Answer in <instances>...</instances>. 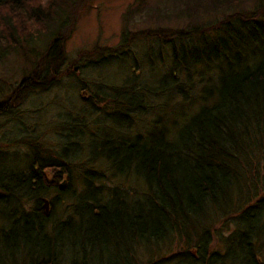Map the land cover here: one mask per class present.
<instances>
[{
  "label": "trees",
  "instance_id": "trees-1",
  "mask_svg": "<svg viewBox=\"0 0 264 264\" xmlns=\"http://www.w3.org/2000/svg\"><path fill=\"white\" fill-rule=\"evenodd\" d=\"M79 2L0 0V64L13 54L29 65L0 99V116L29 92L45 90L58 80L66 59L67 31L77 19ZM136 6L128 5L123 13V35L117 45L82 50L73 63L83 55L121 53L139 38L159 39L170 45L172 57L160 80L165 88L160 83L155 94L174 91L176 103H184L196 76L197 107L172 135L157 124L141 126L144 130L133 137L118 135L99 143L89 139L93 147L88 148L89 158L98 155L100 160L35 158L24 170L1 166L0 211L7 224L0 229V258L13 264H138L139 250L171 242L189 230L193 217L194 230L207 224L205 210L210 206L225 216L241 213L238 218L253 238L235 243L229 252L237 264H254L264 236V210L237 200H244L247 193L245 171L253 168L256 157L264 160V0H158L142 18L155 26L143 28L135 27L142 10ZM179 75L184 76L180 84ZM132 80L126 78L107 104L118 109L127 105L125 100L130 109L143 108L125 95L134 87ZM121 111H113V120L121 118L117 128L124 125ZM96 163L106 164L122 179L133 176V184L144 189L141 197L129 199L112 190L103 200L94 186L104 176L93 167ZM74 168L81 170L83 189L71 205L75 216L57 221L55 203L58 194L69 190ZM43 198L48 199V210ZM109 249L113 261L105 256ZM188 255L192 261L184 259L181 264H193L194 257Z\"/></svg>",
  "mask_w": 264,
  "mask_h": 264
},
{
  "label": "rangeland",
  "instance_id": "rangeland-1",
  "mask_svg": "<svg viewBox=\"0 0 264 264\" xmlns=\"http://www.w3.org/2000/svg\"><path fill=\"white\" fill-rule=\"evenodd\" d=\"M157 1L80 0L79 4L77 3L74 13L77 19L73 27L71 26L67 31L64 43L66 59L60 65L61 74L58 80L45 90L29 92L10 112L0 116V167L17 165L24 170L35 158L52 160L62 157L81 160V162L100 160L98 155L93 159L89 158L88 148L91 147L89 139L104 142L103 138L118 135L127 138L144 130V127L149 129L157 124L172 135L174 128L180 127L183 120L189 118L198 102L199 83L196 76L193 78L194 86L188 88L189 98L184 103H176L179 98L174 95V91L163 89L161 95L155 94L158 87L161 88L163 85L165 88L166 84L161 83L160 80L167 74L172 57L170 45L159 39L139 38L121 53L83 55L75 64L73 63L82 50H90L95 46L113 47L121 41L122 16L128 5L134 7L136 3V7L144 11L141 10L140 15L143 14L141 17L135 15L138 16L136 19L140 18L135 22L136 28L152 25L153 23L142 18ZM35 50L38 51L39 48ZM28 69L29 65L20 58L13 54L7 56L0 64V99L11 91ZM208 74L213 76V73ZM128 77L133 78L134 87L130 92H126V89L125 95L132 98V101L139 102L143 108L130 109V101L125 100L128 106H118V109L107 104ZM183 78V75H179L177 83H182ZM102 97L106 98L101 99ZM119 109L122 110H120L121 116L124 117L123 126L128 124L127 128L123 126L117 128L121 118L112 119L115 111L120 112ZM143 125L144 127H141ZM71 141L81 144L69 145L68 142ZM252 165L253 168L251 166L245 171V182H243L247 188V193H243L245 199L239 197L237 201L239 204L244 201V206L254 204L260 210H264V160L256 157ZM84 166L87 165L84 163L82 169ZM93 167L104 174L94 184L99 188L103 200L111 196L112 190L129 195V199L141 197L144 189L133 184L135 180L133 176L129 177L130 180L115 176L113 170L106 164L96 163ZM80 173V169H71L74 179L70 183L69 190L58 194L59 199L56 200L54 207V217L57 221L75 216L71 205L77 201L78 195L83 190L81 179L78 177ZM48 194L49 197H53V192ZM205 211L207 224L203 223L201 228L194 230L193 217V224L188 231L174 236L169 243L161 242L156 244V247H148L146 251L139 250L135 258L136 262L181 264L184 259L191 260L188 255L190 253L194 257L193 264H237L229 251H232L236 244L245 243L246 238L251 240L253 238L246 232V228L238 218L241 213L233 212L225 216L219 208L210 206ZM249 211L253 213L256 210L253 208ZM6 224L0 211V229ZM211 254L215 255L210 256ZM113 255L114 252L109 249L105 256L108 261H113ZM254 258L255 261L252 260V263L264 264V236L259 239V251ZM215 259H217L216 263ZM121 262L127 263V260L123 259ZM0 264L13 263L10 259L0 258Z\"/></svg>",
  "mask_w": 264,
  "mask_h": 264
},
{
  "label": "water",
  "instance_id": "water-1",
  "mask_svg": "<svg viewBox=\"0 0 264 264\" xmlns=\"http://www.w3.org/2000/svg\"><path fill=\"white\" fill-rule=\"evenodd\" d=\"M64 183V181L61 182L60 186H62ZM43 207L45 210H48V200L47 199H43Z\"/></svg>",
  "mask_w": 264,
  "mask_h": 264
}]
</instances>
